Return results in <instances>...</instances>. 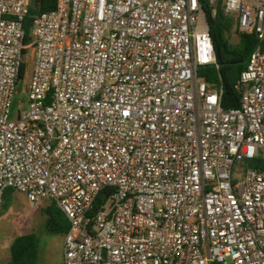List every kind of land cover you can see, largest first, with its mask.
<instances>
[{
    "label": "built area",
    "instance_id": "obj_1",
    "mask_svg": "<svg viewBox=\"0 0 264 264\" xmlns=\"http://www.w3.org/2000/svg\"><path fill=\"white\" fill-rule=\"evenodd\" d=\"M31 1L0 0V209L54 201L63 264H264V0H205L257 41L228 109L201 0H56L26 42Z\"/></svg>",
    "mask_w": 264,
    "mask_h": 264
},
{
    "label": "trees",
    "instance_id": "obj_2",
    "mask_svg": "<svg viewBox=\"0 0 264 264\" xmlns=\"http://www.w3.org/2000/svg\"><path fill=\"white\" fill-rule=\"evenodd\" d=\"M205 19L213 46L215 64L198 66L196 76L204 81L209 88H217L220 91V105L224 109L237 107L239 95L236 89L237 79L241 71L246 67L250 53L257 44L253 34H238V43L230 44L228 34L233 28L232 19L225 16L217 5L214 16L210 15V7L207 1L201 0ZM56 0H32L28 13L23 20L24 39L29 41V29L33 16L38 13L48 11L55 6ZM25 65L21 66L19 79ZM247 166L264 169V160L256 157L247 161ZM112 189L101 191L95 198L91 214L104 201L105 197L111 193ZM14 191L5 190L1 210L7 206V201ZM46 215L44 230L48 234H63L68 230V221L64 213L54 201L44 209ZM38 236L35 233H28L16 237L10 247V260L8 264H35L38 260Z\"/></svg>",
    "mask_w": 264,
    "mask_h": 264
},
{
    "label": "rangeland",
    "instance_id": "obj_3",
    "mask_svg": "<svg viewBox=\"0 0 264 264\" xmlns=\"http://www.w3.org/2000/svg\"><path fill=\"white\" fill-rule=\"evenodd\" d=\"M228 40L232 45L238 43V36L233 30L228 34ZM24 62V75L17 83L16 99H20L25 95L26 85L30 81L33 68L30 51L25 53ZM242 166L244 168L248 167L247 161L243 163ZM50 203L51 201L49 200H43L32 205L22 193L14 191L7 201L6 208L0 211V243L8 242L11 238L32 232L37 236H49L50 234L45 233L44 230L46 218L44 209Z\"/></svg>",
    "mask_w": 264,
    "mask_h": 264
},
{
    "label": "crops",
    "instance_id": "obj_4",
    "mask_svg": "<svg viewBox=\"0 0 264 264\" xmlns=\"http://www.w3.org/2000/svg\"><path fill=\"white\" fill-rule=\"evenodd\" d=\"M63 234H50L47 237L38 236V260L35 264H63ZM15 238L0 243V264L9 263L10 247Z\"/></svg>",
    "mask_w": 264,
    "mask_h": 264
}]
</instances>
